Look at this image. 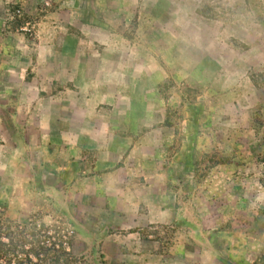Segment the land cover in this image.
Masks as SVG:
<instances>
[{
	"label": "crops",
	"instance_id": "crops-1",
	"mask_svg": "<svg viewBox=\"0 0 264 264\" xmlns=\"http://www.w3.org/2000/svg\"><path fill=\"white\" fill-rule=\"evenodd\" d=\"M42 1L0 0V207L17 221L37 212L68 223L73 253L90 264H253L240 254L258 250L259 199L249 198V229H224L240 215L222 211L223 200L243 205L238 192H226L231 164L214 166L199 191L195 152L178 135L132 140L125 81L108 73L113 56L79 52L80 39L60 35L65 0H52L62 13L46 18L42 42L7 31L13 5L33 12ZM36 93L46 94V115L35 113L46 105ZM242 163L234 162L231 181L246 170Z\"/></svg>",
	"mask_w": 264,
	"mask_h": 264
},
{
	"label": "rangeland",
	"instance_id": "rangeland-1",
	"mask_svg": "<svg viewBox=\"0 0 264 264\" xmlns=\"http://www.w3.org/2000/svg\"><path fill=\"white\" fill-rule=\"evenodd\" d=\"M65 2L60 35L80 39L79 52L113 56L108 73L125 81L122 97L131 101L124 111L131 118L132 140L160 131L178 135L182 147L195 152L199 191L213 177L214 166L231 164L226 192H238L243 205L223 200L222 211L240 215L239 221H223L224 229H249V198L259 199L260 212L253 222L258 250L243 249L240 255L264 264V0ZM75 6L78 14L67 13ZM51 13H62L53 8L52 0H43L33 12L21 3L13 5L6 14V29L25 41L42 42ZM25 77L31 79V73L24 72ZM45 100L48 103L46 94H35L37 104ZM46 106L35 113L46 115ZM10 111L3 110L5 115ZM241 160L246 170L238 181H231L233 164ZM210 193L218 196L216 189ZM196 204V211L204 206L200 200ZM73 239V229L57 217L43 218L36 212L17 221L0 207V256L6 264L17 253L30 255L33 264H90V258L73 253Z\"/></svg>",
	"mask_w": 264,
	"mask_h": 264
},
{
	"label": "built area",
	"instance_id": "built-area-1",
	"mask_svg": "<svg viewBox=\"0 0 264 264\" xmlns=\"http://www.w3.org/2000/svg\"><path fill=\"white\" fill-rule=\"evenodd\" d=\"M21 256L25 259L26 256L25 255H21V254H18L15 256L16 258H13L11 260H9L8 263L10 264H17V260L19 261V259L21 258ZM22 259L21 262L19 264H33L34 260L32 259V257L30 255H28V258H26L25 260ZM0 264H6V260L4 257L0 256Z\"/></svg>",
	"mask_w": 264,
	"mask_h": 264
}]
</instances>
